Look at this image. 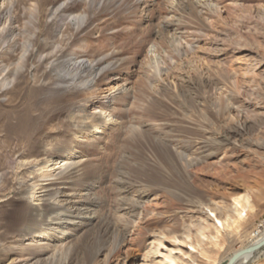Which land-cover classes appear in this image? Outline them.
I'll use <instances>...</instances> for the list:
<instances>
[{
  "label": "rangeland",
  "instance_id": "1",
  "mask_svg": "<svg viewBox=\"0 0 264 264\" xmlns=\"http://www.w3.org/2000/svg\"><path fill=\"white\" fill-rule=\"evenodd\" d=\"M36 3L43 49L21 84L0 78V264H230L264 231V0H18L19 16ZM103 107L98 133L71 119ZM49 185L65 236L20 235Z\"/></svg>",
  "mask_w": 264,
  "mask_h": 264
},
{
  "label": "bare ground",
  "instance_id": "2",
  "mask_svg": "<svg viewBox=\"0 0 264 264\" xmlns=\"http://www.w3.org/2000/svg\"><path fill=\"white\" fill-rule=\"evenodd\" d=\"M18 0H0V43L3 41L6 35H10L13 37V46L18 45V42L21 40L20 45V55L18 56V61L15 64H7L0 61V78L1 81H7L10 77L17 84H21V76L22 71L26 70L27 62L32 58V53L36 49V53L38 54L40 50L43 49L42 45H37V38L39 36V26H40V18L44 15L43 9H40V4L36 3L35 9H28L23 16H19L18 13ZM38 29V33L36 32ZM36 30V31H34ZM59 40L55 42L58 44ZM57 48V46L55 47ZM45 50V49H44ZM52 51L50 55H47L44 61H47L50 58H54L53 69L56 71L62 67L67 69L69 66L71 67V60H65V58L59 53L53 54ZM2 59V53L0 54V60ZM8 60H11L9 58ZM79 67H83L84 70L89 69L87 64H83L78 66L77 68L74 67V71L78 72ZM10 90H2L0 91L1 96H6ZM12 91V90H11ZM31 106L27 107L24 112L28 114L30 111ZM21 112V113H24ZM106 108H101L96 116L94 115L90 119L83 114V111L80 110L78 114L71 115V119L74 124H82L80 129H84L85 133H88L90 129H93L95 132H100L101 129H104L108 124L114 122L112 117L109 114H106ZM87 120L90 121V124H87ZM21 127L18 132L27 136L30 128L27 127V124H24L20 121ZM84 134V133H80ZM92 134V132H91ZM25 156L28 159L35 156V152L30 151ZM71 159V154L69 155L68 159ZM39 171V170H38ZM50 176H43V178H49ZM49 185L48 187H42L41 190H44L43 198L40 199V204L36 207H32V205H26L22 209L18 210V215L15 216L13 223L10 225L17 231L20 235H27L31 236L33 232L41 233V239H46L48 237V232H53L55 235H60L61 237L65 236V231L68 228V223L60 222V219L57 217H53L52 214H56L60 217V214L57 212L61 209L58 204L50 203V199H52L55 195L60 194L61 192L56 190H51ZM241 197H235L234 201V213L235 218L231 221V226L235 227L239 223L244 221L245 218V211L243 210V205L241 204L242 200ZM34 200V199H33ZM247 201V199H245ZM85 213H78L71 217L69 221L73 226L79 224L82 219L88 220L92 214L86 213L87 216H84ZM53 218H52V217ZM213 217L216 219V229L217 233L219 230H224V228L231 227L227 223L222 222L221 220L217 219L215 215ZM37 221V222H36ZM36 222V225L35 223ZM83 222V221H82ZM85 223V222H84ZM46 230L42 232L43 230ZM264 245V231L257 234V238L254 242L248 245L247 248L242 249L239 251V255L231 261L230 264H252L255 255L258 253V248ZM3 249V246L0 245V250Z\"/></svg>",
  "mask_w": 264,
  "mask_h": 264
}]
</instances>
